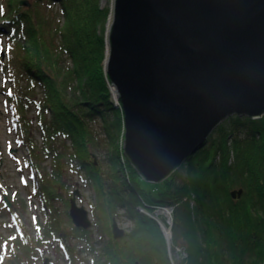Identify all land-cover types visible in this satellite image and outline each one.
<instances>
[{
	"label": "trees",
	"instance_id": "obj_1",
	"mask_svg": "<svg viewBox=\"0 0 264 264\" xmlns=\"http://www.w3.org/2000/svg\"><path fill=\"white\" fill-rule=\"evenodd\" d=\"M9 1L13 11L1 26L6 28L1 50L6 60L0 68L14 84L8 96L18 135L34 162L37 197L47 212L49 201L60 197L51 177L40 170L38 149L53 159V178L63 171L62 163L76 161L75 171L84 174L96 196L92 227L110 236L91 264H263L264 116L223 121L169 177L148 184L124 155L123 114L104 73L98 29L109 10L100 9L98 0H59L64 25L55 26L37 11L41 0H34V10L21 8L23 0ZM30 111L44 141L41 148L32 141ZM98 120L109 149L105 166L92 159L99 143L91 125ZM58 141L64 144L57 146ZM234 190H242L241 196L233 199ZM157 207L172 208L170 246L151 216ZM120 208L134 227L123 239L113 240L110 228ZM17 229L20 234L12 243L0 238V264H26L20 250L32 245L24 230ZM74 230L93 253L99 242L90 237L92 230ZM178 256L184 260L175 261Z\"/></svg>",
	"mask_w": 264,
	"mask_h": 264
},
{
	"label": "water",
	"instance_id": "obj_2",
	"mask_svg": "<svg viewBox=\"0 0 264 264\" xmlns=\"http://www.w3.org/2000/svg\"><path fill=\"white\" fill-rule=\"evenodd\" d=\"M108 42L124 154L148 184L169 177L226 118L264 116V0H115ZM76 196L68 215L87 231ZM112 236H125L116 222Z\"/></svg>",
	"mask_w": 264,
	"mask_h": 264
},
{
	"label": "rangeland",
	"instance_id": "obj_3",
	"mask_svg": "<svg viewBox=\"0 0 264 264\" xmlns=\"http://www.w3.org/2000/svg\"><path fill=\"white\" fill-rule=\"evenodd\" d=\"M26 1L29 2V7L26 8L34 10V0ZM114 1L115 0H98L100 9L109 10L106 23L98 29V35L100 37L102 36L104 43L103 68L105 66L106 53L109 49L108 35L112 23ZM11 2L9 0H0V62L6 60V55L1 51L4 48L3 41L5 40V37H3L2 34L4 32L3 30L6 28L4 29L1 26L2 22L5 21L4 18L7 12L10 15L13 11L11 6H9ZM60 10L61 2L59 0L50 2H48V0H41V3L37 8L39 14H44L46 19L48 16L49 18L47 21L49 20L55 26L64 25V21L60 17ZM104 73L106 74L105 69ZM109 83L111 85V82ZM11 86L14 87L13 82L10 83L7 81L6 74L3 73L0 68V238L7 242V244L12 243L13 239L20 234L15 228V223L18 222V225L24 230V233L27 235L32 245V248L29 246V248H26L25 250L22 249L23 251L20 250L22 259L26 264H43L45 259L49 260V264H91L97 254H103L98 250L105 248L102 245H104L110 236L106 232L96 231L94 227L89 229L90 231L92 230V236L90 237L99 242L98 245L95 246V251L90 253L87 251L88 249H86V241L80 238L74 230L68 212L70 208L69 201L73 197L74 192L78 191L79 198L76 196V203L78 207H83L88 212L90 216L89 218L92 221V224H94V208L96 206L95 193L91 186L86 182L84 174L75 171L77 163L74 160H68L66 163H62L63 171L60 172L56 178H53V159L51 157L47 158V156H45L46 153L43 152V150L38 149L39 151L37 154L40 159V170L45 175L51 177L52 183L55 184L54 188L59 191V194H57L60 195L59 198H54L53 201H49L50 211H46L42 199L37 197V189L34 186V180L32 179L34 166L31 168V164H34V162L32 161L29 149L26 147L27 145L24 144L18 135L19 129L15 125L13 119L12 106L10 104L11 97L8 96L10 90L12 91ZM25 86V82L22 81L19 87H22L23 89ZM27 119L30 121L28 127L31 137L33 138L32 141L35 146L41 148L44 146V141H42V138L38 134L39 132L35 121L34 111L27 112ZM91 126L93 132H95L97 142L99 143L97 153L96 150L91 151L94 155L92 159L96 166H105L103 158L107 157L109 154V149L106 151L104 147L106 135L102 125H100V120ZM213 132L211 135H213ZM61 139L63 140L64 138ZM58 144L63 145L64 142L58 141L57 146ZM93 144V146H95V143ZM67 146L68 145H64L66 148ZM102 169L105 170V167H102ZM64 183L66 184V187ZM4 196H6L12 204L10 210L5 209L1 202V199ZM166 208L168 207H162L159 208V210ZM137 210H140L139 213L141 214H146L141 208H138ZM117 212L118 217L115 218L114 222H116L119 229H122L125 233H129L132 230V227H134L133 222L123 215L125 213L124 208H120ZM168 214L169 217L163 215L158 216L159 222L167 231L161 229L158 221L156 222L155 220V222L160 227L162 234L164 233L165 237L169 239L168 241L170 244L172 210L168 212ZM155 215L156 214H152L151 216L155 217ZM110 229L111 237L113 239L112 226ZM48 237L50 239H48ZM168 251L169 258L172 261L171 251L169 249ZM183 257L184 256H178L175 261L179 259L181 262L184 260Z\"/></svg>",
	"mask_w": 264,
	"mask_h": 264
},
{
	"label": "bare ground",
	"instance_id": "obj_4",
	"mask_svg": "<svg viewBox=\"0 0 264 264\" xmlns=\"http://www.w3.org/2000/svg\"><path fill=\"white\" fill-rule=\"evenodd\" d=\"M117 107H119L120 109H121V104L118 102V104H117ZM121 111H122V109H121ZM123 114V113H122ZM234 116H236V115H232V116H230V117H228V118H226L225 120H227V119H230V118H232V117H234ZM238 118H243V117H246V116H237ZM246 118H249V117H246ZM249 119H251V118H249ZM123 120H124V117H123ZM224 120V121H225ZM257 120V119H256ZM124 128V127H123ZM240 132H243V133H245V131H243V130H240ZM210 136H211V134L209 135V137L207 138V140L210 138ZM124 140H125V128H124V130H123V134H122V145H123V147H124ZM206 140V141H207ZM206 143V142H205ZM205 144H203V146H204ZM203 146H200L196 151H198L199 149H201ZM195 151V152H196ZM123 152H124V150H123ZM125 155V154H124ZM192 156V155H191ZM126 157V156H125ZM127 158V157H126ZM184 164V163H183ZM170 176V175H169ZM168 209V208H167ZM167 209H163V210H158L156 213H157V215L158 216H160V215H163V216H165V217H169V214H168V210ZM167 235V234H166Z\"/></svg>",
	"mask_w": 264,
	"mask_h": 264
},
{
	"label": "built area",
	"instance_id": "obj_5",
	"mask_svg": "<svg viewBox=\"0 0 264 264\" xmlns=\"http://www.w3.org/2000/svg\"><path fill=\"white\" fill-rule=\"evenodd\" d=\"M158 210H159V208H158Z\"/></svg>",
	"mask_w": 264,
	"mask_h": 264
}]
</instances>
